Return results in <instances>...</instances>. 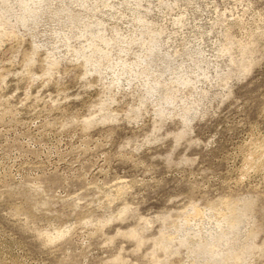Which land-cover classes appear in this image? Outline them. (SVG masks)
I'll return each mask as SVG.
<instances>
[{
    "label": "rangeland",
    "instance_id": "1",
    "mask_svg": "<svg viewBox=\"0 0 264 264\" xmlns=\"http://www.w3.org/2000/svg\"><path fill=\"white\" fill-rule=\"evenodd\" d=\"M0 264H264V0H0Z\"/></svg>",
    "mask_w": 264,
    "mask_h": 264
}]
</instances>
